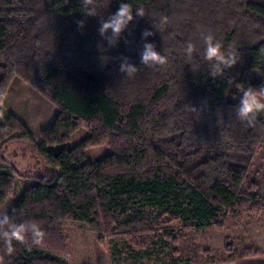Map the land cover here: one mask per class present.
<instances>
[{
    "label": "trees",
    "instance_id": "trees-1",
    "mask_svg": "<svg viewBox=\"0 0 264 264\" xmlns=\"http://www.w3.org/2000/svg\"><path fill=\"white\" fill-rule=\"evenodd\" d=\"M121 3L132 5L134 19L113 46L99 29ZM88 7L96 14L86 16L81 0H0V105L17 77L57 107L35 144L51 175L25 180L17 196L13 175L0 171V213L46 233L31 250L14 242L4 264H64L68 222L89 226L114 254L139 258L175 243L166 228L174 220L184 229L220 227L221 210H263L264 197L244 184L264 140V116L249 127L236 109L245 89L264 85V0H94ZM145 29L154 35L144 38ZM208 32L225 55L236 52L234 67L204 58ZM145 43L167 64L142 65ZM125 57L139 68L132 78L119 72ZM78 129L86 134L76 145L52 149ZM11 138L33 141L14 114L0 122V144ZM101 144L112 152L84 161L85 150ZM261 254L247 247L241 256Z\"/></svg>",
    "mask_w": 264,
    "mask_h": 264
},
{
    "label": "rangeland",
    "instance_id": "rangeland-1",
    "mask_svg": "<svg viewBox=\"0 0 264 264\" xmlns=\"http://www.w3.org/2000/svg\"><path fill=\"white\" fill-rule=\"evenodd\" d=\"M236 97V93L232 92L231 98ZM56 112L57 107L37 89L20 78L12 80L0 105V122H5L9 114H14L25 123L33 140L11 138L0 144V171L13 175L17 183V196L25 180L51 175L49 165L36 150L35 144L41 141V131ZM259 115L264 116V113ZM85 134L84 129H78L67 143L53 146L52 149L70 148ZM111 152L108 145L91 146L85 150L84 161L98 160ZM244 189H251L264 197V140L254 156ZM11 202L13 198H9L5 206ZM215 221L220 227L211 224L201 229H184L182 221L174 220L166 228L171 231L175 243H170L168 248L163 246L166 248L164 253L161 251L163 248H158L139 258L114 254L113 244L108 241L100 244L97 234L89 226L68 222L63 228L68 253L64 264H205L242 257L241 253L247 247L258 248L264 254L263 210L258 214L245 213L241 216L221 210ZM228 243L229 251L225 249ZM119 247L122 249L123 245L119 244Z\"/></svg>",
    "mask_w": 264,
    "mask_h": 264
},
{
    "label": "clouds",
    "instance_id": "clouds-1",
    "mask_svg": "<svg viewBox=\"0 0 264 264\" xmlns=\"http://www.w3.org/2000/svg\"><path fill=\"white\" fill-rule=\"evenodd\" d=\"M82 6L86 9V16H92L96 14L95 7L89 8V5H94V0H81ZM136 15L139 17L145 16V10L142 7L136 9ZM133 8L130 3H121L119 8L111 17L103 21L99 29L100 35L105 36L108 39L109 44L115 45L116 41L120 38L123 31L127 28L128 24L133 21ZM84 20H77V28L82 29L84 26ZM161 27L167 23V17L161 18ZM111 32L110 36H106L108 32ZM154 32L145 29L143 31V37L147 38L153 36ZM202 38L205 42V59L209 62H219L225 67L232 68L238 63V57L234 50H229L227 55L223 51V44L215 38L211 33H202ZM128 43V41H126ZM144 51L141 54L140 63L147 67H154L157 65H165L168 62V58L165 55L155 50V45L152 43L144 44ZM193 51V45L188 44L187 52L191 54ZM101 63L104 66L107 63L108 57L101 56ZM139 71V68L134 64L128 62V58H124V63L120 65L119 72L126 75L129 78L135 76ZM220 72L217 65H214L212 75L215 77ZM220 74H223L222 72ZM237 117L244 122H247L249 127H254L257 122V117L260 113H264V85H261L259 89L248 87L242 93V98L236 109ZM3 215V220L0 221V242H3V250L0 254V264H4V256H12L15 253L14 242L25 244L28 250L33 247H41L44 244L46 233L42 230L38 223H32L31 229L24 223H12L11 217L7 212L0 213Z\"/></svg>",
    "mask_w": 264,
    "mask_h": 264
},
{
    "label": "crops",
    "instance_id": "crops-1",
    "mask_svg": "<svg viewBox=\"0 0 264 264\" xmlns=\"http://www.w3.org/2000/svg\"><path fill=\"white\" fill-rule=\"evenodd\" d=\"M263 217H264V207H263ZM205 264H264V254L256 256H246V257H233L227 261L205 263Z\"/></svg>",
    "mask_w": 264,
    "mask_h": 264
}]
</instances>
